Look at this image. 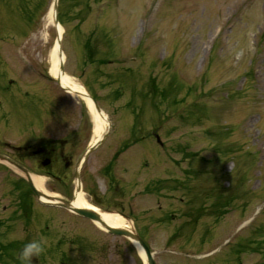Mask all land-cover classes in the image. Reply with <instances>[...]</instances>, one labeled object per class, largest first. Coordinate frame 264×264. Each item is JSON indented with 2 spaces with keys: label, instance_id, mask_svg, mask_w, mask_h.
<instances>
[{
  "label": "rangeland",
  "instance_id": "rangeland-1",
  "mask_svg": "<svg viewBox=\"0 0 264 264\" xmlns=\"http://www.w3.org/2000/svg\"><path fill=\"white\" fill-rule=\"evenodd\" d=\"M52 1L0 0V140L7 141L0 150L12 153L26 138L68 137L73 172L93 121L83 99L48 71L57 34L53 23L45 27ZM58 5L64 69L97 96L111 124L80 168L87 200L128 214L157 264H264V0ZM134 136L113 169L120 189L102 168ZM9 168L0 163V213L16 221L0 232V264H11L17 251L3 243L13 238L22 248L26 229L43 245L32 264H145L126 237L35 197L38 219L24 223L3 179ZM73 177L66 191L45 177V190L71 198ZM77 236L87 243L82 253L71 241Z\"/></svg>",
  "mask_w": 264,
  "mask_h": 264
},
{
  "label": "bare ground",
  "instance_id": "bare-ground-1",
  "mask_svg": "<svg viewBox=\"0 0 264 264\" xmlns=\"http://www.w3.org/2000/svg\"><path fill=\"white\" fill-rule=\"evenodd\" d=\"M54 8L53 3L50 5L46 16H45V27H48L53 19H54ZM56 32L59 34V36H62L64 33V27L61 23L58 25H55ZM46 34V33H45ZM66 56L65 53L62 51L60 52V44L56 40L53 44V47L49 54V73L56 77L57 79L61 77L62 84L70 91L71 94L79 95L83 101L85 102L87 108L89 109L92 121H93V127H92V137L91 142H96L101 135L106 130L109 120H108V114L106 112H99L91 98L87 95V89L82 84V82L73 74L64 71H60V64L65 61ZM32 181L34 185L42 190H45V178L39 174H32ZM52 196H56L55 194H52ZM72 204L75 206H84L89 207L94 210H96L101 217L104 219V221L110 225L113 226H120V227H132V221L128 220L123 215L119 214L118 212L114 211H108L105 210L95 204H92L89 202L86 198L85 192L82 189H79L75 192V195L72 200ZM140 254L144 257V253L141 250V248H138Z\"/></svg>",
  "mask_w": 264,
  "mask_h": 264
},
{
  "label": "flooded vegetation",
  "instance_id": "flooded-vegetation-1",
  "mask_svg": "<svg viewBox=\"0 0 264 264\" xmlns=\"http://www.w3.org/2000/svg\"><path fill=\"white\" fill-rule=\"evenodd\" d=\"M0 142H7L0 140ZM68 139L65 142L61 139L42 138L35 141L28 140L22 145H18L12 149L10 154L12 158L23 164L30 171L40 173L48 178H54L58 181L61 190L66 191L74 172L72 167V154L65 149ZM76 160L74 162V166ZM4 174H9L6 171ZM10 217L11 215H5ZM1 218V217H0Z\"/></svg>",
  "mask_w": 264,
  "mask_h": 264
},
{
  "label": "water",
  "instance_id": "water-1",
  "mask_svg": "<svg viewBox=\"0 0 264 264\" xmlns=\"http://www.w3.org/2000/svg\"><path fill=\"white\" fill-rule=\"evenodd\" d=\"M54 11H55V14H54V23L57 24L58 23V18H57V15H56V11H57V0H54ZM60 40V39H59ZM61 52V50H60ZM63 64L60 65V71L63 72ZM58 83L60 84L61 87L63 88H66L65 86L62 85L61 81H60V77L58 78ZM92 98V101L95 105V107L101 111V107L99 106L98 102L93 98ZM107 133H108V130L102 135V137L98 140V142H96L95 144H92L90 146V148L94 147L95 145L97 144H100L104 138L107 136ZM0 159L1 160H8V158L6 156H4L3 154L0 153ZM10 161V160H9ZM21 169L25 170L23 167L19 166ZM29 182H30V185L32 186V188L34 189L35 193L37 194V196L40 198V196H47L49 197L47 194H45L42 190H39L32 182L31 179H29ZM79 182V180H78ZM78 189V187H77ZM56 202H49V201H43L45 203H53V204H57V205H61V206H64V207H67L77 213H80V214H83L85 216H88L94 220H97L98 222H100L105 228H107L109 230V232L111 233H114V234H120V235H125V236H128L130 237L131 239L133 240H136L139 245L141 246V248L143 249L144 251V254L146 255V261H147V264H156L155 263V260L152 256V253L149 249V247L147 246V244L145 243V241L139 236V234L133 230V229H126V228H121V227H115V226H111L109 224H107L103 219L102 217L100 216V214L92 209H89V208H82V207H79V206H74L72 204L71 201L69 200H66V199H63V198H56L55 199Z\"/></svg>",
  "mask_w": 264,
  "mask_h": 264
},
{
  "label": "clouds",
  "instance_id": "clouds-1",
  "mask_svg": "<svg viewBox=\"0 0 264 264\" xmlns=\"http://www.w3.org/2000/svg\"><path fill=\"white\" fill-rule=\"evenodd\" d=\"M42 251V242L28 241L20 249L18 259L22 261V264H32V258L38 257Z\"/></svg>",
  "mask_w": 264,
  "mask_h": 264
},
{
  "label": "trees",
  "instance_id": "trees-1",
  "mask_svg": "<svg viewBox=\"0 0 264 264\" xmlns=\"http://www.w3.org/2000/svg\"><path fill=\"white\" fill-rule=\"evenodd\" d=\"M91 53H92V50H91L90 54ZM250 78H251V76H250ZM151 83H152V86H154V79L151 80ZM106 170L108 171V167H106Z\"/></svg>",
  "mask_w": 264,
  "mask_h": 264
}]
</instances>
